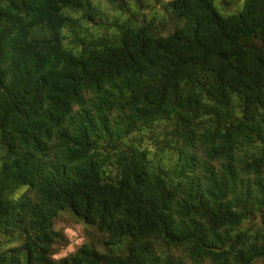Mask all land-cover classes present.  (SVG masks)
<instances>
[{
	"label": "trees",
	"instance_id": "16d2710c",
	"mask_svg": "<svg viewBox=\"0 0 264 264\" xmlns=\"http://www.w3.org/2000/svg\"><path fill=\"white\" fill-rule=\"evenodd\" d=\"M142 1L0 0V264H264V0Z\"/></svg>",
	"mask_w": 264,
	"mask_h": 264
},
{
	"label": "rangeland",
	"instance_id": "374dc122",
	"mask_svg": "<svg viewBox=\"0 0 264 264\" xmlns=\"http://www.w3.org/2000/svg\"><path fill=\"white\" fill-rule=\"evenodd\" d=\"M130 6L133 10L137 11L135 7V0H129ZM146 2H151L154 4V0H143ZM142 1V2H143ZM165 1V0H162ZM244 0H232L231 7L227 8L226 11L229 13L233 12L235 9L242 8ZM157 9H160V3H157ZM220 11V6L218 7ZM149 12L148 8H144L143 12ZM225 11V10H223ZM231 11V12H230ZM79 220V221H78ZM55 227L58 230H61L65 237V243L57 248L55 257H64L69 253L74 252L84 241L87 240L85 226L82 221L71 211H62L58 214L55 220ZM97 246H100V243L97 242Z\"/></svg>",
	"mask_w": 264,
	"mask_h": 264
}]
</instances>
